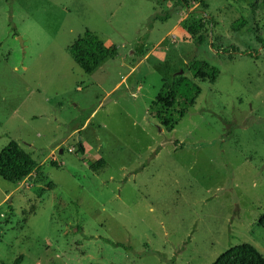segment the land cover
<instances>
[{"label": "rangeland", "instance_id": "1", "mask_svg": "<svg viewBox=\"0 0 264 264\" xmlns=\"http://www.w3.org/2000/svg\"><path fill=\"white\" fill-rule=\"evenodd\" d=\"M86 30L116 48L91 74L68 53ZM262 43L264 0H0V152L15 141L40 169L0 178V264L264 259ZM181 77L200 94L169 131L148 109Z\"/></svg>", "mask_w": 264, "mask_h": 264}, {"label": "trees", "instance_id": "2", "mask_svg": "<svg viewBox=\"0 0 264 264\" xmlns=\"http://www.w3.org/2000/svg\"><path fill=\"white\" fill-rule=\"evenodd\" d=\"M182 1V0H180ZM212 19L204 16L203 20L192 23L187 27L191 38L196 37V43L201 45L204 37L199 32L210 26ZM246 25V21L238 19L231 28L239 31ZM264 46V43H262ZM69 55L84 74H91L106 60L116 56V48L106 46L95 35L86 30L82 37L77 39L68 49ZM193 79L213 84L218 71L206 63L196 61L190 67ZM200 94V88L185 77L173 80L169 85L161 88L150 105L149 114L165 129L172 130L183 118L186 111L191 108ZM79 152L82 149L78 146ZM36 161L29 153L24 151L15 141H10L6 148L0 152V178L15 183L39 172ZM258 226L264 229V213L258 219ZM118 247L119 244H113ZM22 257L12 264H20ZM4 264V263H3ZM211 264H264L262 256L249 244L235 246L220 254Z\"/></svg>", "mask_w": 264, "mask_h": 264}, {"label": "water", "instance_id": "3", "mask_svg": "<svg viewBox=\"0 0 264 264\" xmlns=\"http://www.w3.org/2000/svg\"><path fill=\"white\" fill-rule=\"evenodd\" d=\"M177 74H178V75L181 74V71H179ZM60 152H61V150L59 151V153H60Z\"/></svg>", "mask_w": 264, "mask_h": 264}, {"label": "crops", "instance_id": "4", "mask_svg": "<svg viewBox=\"0 0 264 264\" xmlns=\"http://www.w3.org/2000/svg\"><path fill=\"white\" fill-rule=\"evenodd\" d=\"M103 64V63H102ZM100 67V66H99ZM72 133H74V131L72 132ZM39 166V165H38Z\"/></svg>", "mask_w": 264, "mask_h": 264}]
</instances>
